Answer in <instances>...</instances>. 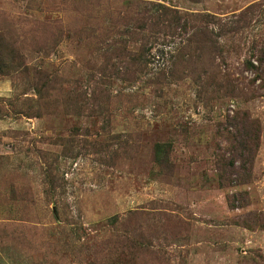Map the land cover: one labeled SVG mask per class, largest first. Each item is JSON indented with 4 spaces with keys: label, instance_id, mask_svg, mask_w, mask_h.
<instances>
[{
    "label": "rangeland",
    "instance_id": "obj_1",
    "mask_svg": "<svg viewBox=\"0 0 264 264\" xmlns=\"http://www.w3.org/2000/svg\"><path fill=\"white\" fill-rule=\"evenodd\" d=\"M263 49L264 0H0V264H264Z\"/></svg>",
    "mask_w": 264,
    "mask_h": 264
},
{
    "label": "trees",
    "instance_id": "obj_2",
    "mask_svg": "<svg viewBox=\"0 0 264 264\" xmlns=\"http://www.w3.org/2000/svg\"><path fill=\"white\" fill-rule=\"evenodd\" d=\"M185 26H188V23L184 22ZM195 27V26H194ZM195 29V28H194ZM210 31L208 29H201L198 32H195V40L194 38L190 39L191 44L195 42L194 46L197 50H202L207 48L206 46L211 43V37L209 36ZM192 47V45H191ZM203 52V51H201ZM262 56L264 57V49L261 52ZM260 65H263V61L260 62ZM245 71H253L257 74L261 73V68L257 67L253 62L249 61V63L245 64ZM222 80L227 81V87L228 88H235L234 80L232 77L231 72H226L222 75ZM238 90V87L234 91ZM224 91V90H223ZM234 91L227 90L225 93L228 94L230 97L231 94H234ZM258 123L254 120H252L246 113L242 112H236L235 115L231 118V129L235 130V133H233L232 137L234 138V146H235V152H233V156L236 158L235 160H243L246 161V154L248 152V149L253 151L257 147V140L251 139L249 137V131H255L258 127ZM222 163V161H219V164ZM224 164V163H223ZM227 166V165H226ZM235 164L231 161L230 164L227 166L228 169L230 167H234ZM245 183V182H244ZM233 183H229V185H232ZM223 187H225L223 185Z\"/></svg>",
    "mask_w": 264,
    "mask_h": 264
}]
</instances>
